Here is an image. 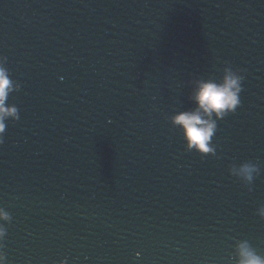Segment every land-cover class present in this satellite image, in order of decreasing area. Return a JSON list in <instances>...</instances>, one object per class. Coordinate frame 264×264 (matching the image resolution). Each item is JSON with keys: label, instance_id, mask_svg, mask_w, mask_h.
<instances>
[{"label": "water", "instance_id": "obj_1", "mask_svg": "<svg viewBox=\"0 0 264 264\" xmlns=\"http://www.w3.org/2000/svg\"><path fill=\"white\" fill-rule=\"evenodd\" d=\"M0 56L20 84L5 264H232L241 239L264 254V0H0ZM226 65L241 103L216 155L187 151L167 117ZM243 161L252 191L228 171Z\"/></svg>", "mask_w": 264, "mask_h": 264}, {"label": "clouds", "instance_id": "obj_2", "mask_svg": "<svg viewBox=\"0 0 264 264\" xmlns=\"http://www.w3.org/2000/svg\"><path fill=\"white\" fill-rule=\"evenodd\" d=\"M5 60V57L0 56V142L6 128L5 122L9 119H19L17 107L7 101L10 93L20 89V84L10 78L9 70L4 66ZM243 79L238 70L226 65L218 79L196 78L193 81L189 96L192 107L176 111L167 117L172 126L181 131L187 151H195L201 156L216 155V146L212 141L217 132L218 121L229 113H234L240 105ZM228 171L244 183L248 191H252L254 177L259 174L260 169L251 161H243L230 165ZM256 213L264 219V204L257 207ZM10 220L9 212L0 207V221L4 222L0 223V241L6 233L5 223ZM234 257L232 264H264V254L258 253L247 239L235 243ZM0 264H5V254L2 250Z\"/></svg>", "mask_w": 264, "mask_h": 264}]
</instances>
